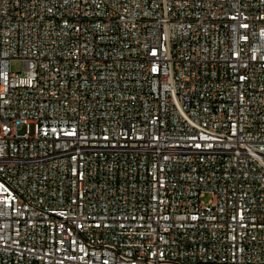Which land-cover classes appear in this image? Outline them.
<instances>
[{"label":"built area","instance_id":"obj_1","mask_svg":"<svg viewBox=\"0 0 264 264\" xmlns=\"http://www.w3.org/2000/svg\"><path fill=\"white\" fill-rule=\"evenodd\" d=\"M0 264H264V0H0Z\"/></svg>","mask_w":264,"mask_h":264},{"label":"rangeland","instance_id":"obj_2","mask_svg":"<svg viewBox=\"0 0 264 264\" xmlns=\"http://www.w3.org/2000/svg\"><path fill=\"white\" fill-rule=\"evenodd\" d=\"M11 68H12V71L13 72H21V73H23V71H24V62H23V60H21V59H14L11 62ZM211 198H212V195L211 194H207V195H205V197H203V200L205 202H207Z\"/></svg>","mask_w":264,"mask_h":264}]
</instances>
